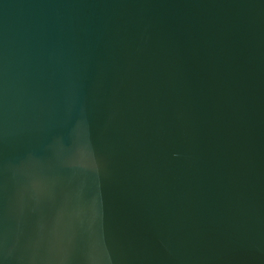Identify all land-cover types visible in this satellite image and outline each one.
<instances>
[{"label": "water", "instance_id": "1", "mask_svg": "<svg viewBox=\"0 0 264 264\" xmlns=\"http://www.w3.org/2000/svg\"><path fill=\"white\" fill-rule=\"evenodd\" d=\"M0 264H264V0H0Z\"/></svg>", "mask_w": 264, "mask_h": 264}]
</instances>
